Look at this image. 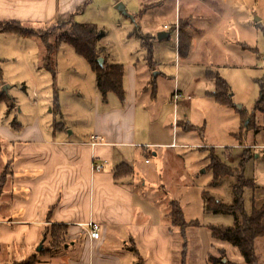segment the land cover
I'll return each mask as SVG.
<instances>
[{"label":"crops","instance_id":"1","mask_svg":"<svg viewBox=\"0 0 264 264\" xmlns=\"http://www.w3.org/2000/svg\"><path fill=\"white\" fill-rule=\"evenodd\" d=\"M91 1L0 0V20L19 21L22 24H54L55 21L70 17L74 19L76 14L84 12ZM116 1L122 3L128 11L126 0ZM137 1L138 30L148 31L155 23L162 0ZM104 3L108 4V1ZM181 3L182 14L189 18L192 27V49L185 59L194 56L198 49L199 35L205 34L215 57V51L221 57L224 48L234 49L232 68L241 72L250 70V74L245 73L244 81L253 82L252 69H260L256 67L257 57L261 54L264 60V55L259 53L258 41L253 39L254 3L236 1L229 8L226 7L228 0H181ZM85 4L80 11L79 8ZM144 5L148 7L143 9ZM130 17L135 19V15ZM165 24H162L163 29L159 32L160 38L170 33L164 27ZM217 45L224 46L217 50ZM243 45L255 48L256 51L246 49ZM102 57L108 64H113L107 61L104 54ZM155 63L146 65L148 69L143 72L135 65L129 70L128 66L122 64L125 99L120 101V107L112 110L117 114H110L111 111L96 113L98 118L85 138H73L74 130L60 136L54 130L52 135H46L37 122L25 126L19 123L0 125V132L7 139H2L4 150L0 147V174L8 168L0 190V264L24 260L39 251L40 243L43 247L46 239L49 240L50 227L58 224L67 227L66 241L57 251L46 254L47 258L44 256L41 264H136L139 257L143 264H178V259L179 264H182L183 247L179 228L172 225L168 216L169 204L173 199L167 200L166 205H160L164 195L159 194V189H166L165 184L153 182L149 179L150 170L140 168V162L138 166L130 160L136 156L132 149L136 146H141L145 155L148 153L146 148H172L177 145L174 138L165 141L164 123L156 127L154 132L151 131L148 137L136 134L137 102L144 95L148 98L152 96L148 90L149 82L154 75L159 74L154 72L152 75ZM228 64H217L214 61L207 67L225 69L224 66ZM261 68H264V61ZM211 72L213 70H208L207 76ZM3 84L2 80L1 86ZM174 91L170 99L175 105L182 100L189 101L179 91L182 98L174 102ZM145 112L149 117L154 116L153 112ZM244 115L238 122L241 124L244 121L245 125L239 126V133L232 134L242 140L238 146L245 147L244 173L256 185L253 191L246 189L249 190L246 200L250 207V198L253 196L255 208H260L264 205V112L252 108L251 112ZM175 124L188 130L184 120L176 119ZM95 141L97 143L92 144ZM232 147L236 148L237 145ZM153 154L157 155V152ZM242 156H239L240 160ZM146 160L144 163H150ZM103 161V168L94 170V164ZM123 163L131 167V174L124 170V175L116 177L115 169ZM248 164H251L249 170ZM53 205L55 207L51 211ZM89 222L99 224L97 239L88 235L86 225ZM261 223L264 226V217ZM202 232L203 237L210 238L202 247V259L207 260L210 250H213V241L210 232ZM189 235L188 232L187 245L191 239ZM177 240L181 243L180 253L177 251ZM218 244H222V248L217 247L218 251L222 249L226 253L225 245ZM187 245L185 258L188 254ZM255 250L259 263L264 264V236L257 239ZM191 256L195 254L192 252ZM232 261L246 264L242 257Z\"/></svg>","mask_w":264,"mask_h":264},{"label":"rangeland","instance_id":"2","mask_svg":"<svg viewBox=\"0 0 264 264\" xmlns=\"http://www.w3.org/2000/svg\"><path fill=\"white\" fill-rule=\"evenodd\" d=\"M104 1L92 0L83 13L74 16V21L95 23L104 30L105 35L99 39L98 47L103 49L108 62L123 64L128 66L129 70L135 65L141 72L146 71L148 69L147 50L142 46L137 34L140 30H138L139 21L136 19L138 1L126 0L129 12L126 9H118L119 2L116 0H107L108 4ZM236 1L242 0H228L226 7L229 8ZM248 1L254 3L253 39L258 41L259 53L264 55V0H244L246 3ZM147 7L148 5H145V8ZM182 11L181 0H162L157 10L155 23L150 30L139 31V34L146 38L145 42L152 43L151 39H153L151 58L154 63L155 61L157 63L152 75L154 72L159 74L154 77L149 74L152 81L149 82L148 90L150 93L154 90L155 97L148 98L149 96L144 95V98L137 102L135 120L136 134L141 133L144 137H148L151 131L154 132L156 127L164 123L165 141L168 142L174 138L177 145L172 148L165 146L146 148L148 153L145 155L142 147L136 146L132 148L136 156L130 160L131 163L136 162L138 166L140 162V168L150 170L149 179L154 180L153 182L165 184L166 189H159V194L164 195V200L160 199V205H166L167 200L175 199L183 210L186 222L190 220L199 222L200 226H190L186 229L191 239L187 245L188 254L185 264H209L208 259H202V247L210 238L203 237L202 231L209 233L208 225H234L235 219L229 214L205 211L202 193L207 191L217 200L227 204H231L234 200L232 192L234 177L228 176L216 183L213 181V156L217 155L232 167L238 166L239 156L244 154L245 147L238 146V142L242 140L237 139L232 132L239 133V126L245 125L244 121L240 124L238 120L245 116V113L251 112L255 99L259 95L260 85L257 80L264 76V68H261L264 60L260 57L261 54L257 57L256 67L260 69L253 68V82L246 83L245 73L250 74V70L241 72L242 70L231 66L235 57L234 49L224 48L221 57L215 51V57L208 46L209 38L200 33H197L200 37L194 56L189 60L185 57L180 58L178 36L182 26L192 40L190 20L182 14ZM133 15L135 19L130 17ZM58 22L29 23L23 26L34 30L41 29L40 32L48 26L53 27L55 35L50 40L53 41L55 36L60 38L62 32L68 28L65 26L58 28ZM163 23H167L165 25L168 26L170 33L164 38H159ZM222 46L224 45H217V50ZM43 55L44 47L38 37H23L12 32H0V63L4 82L0 90L2 91L3 86L6 87L5 91H2L4 98L0 101V125L11 126L19 123L25 126L37 122L46 135H52L54 130L58 136L74 130L73 138L78 139L85 138L91 132L95 119L98 118L96 113L111 111L110 114H117L112 110L121 106L120 100L113 92L108 94L106 100L101 97L96 88L94 72L69 42L61 40L58 44L54 76L43 68ZM214 61L217 64H229L224 66L225 69L214 65V68L207 67ZM208 70H213L229 84L230 94L233 93L230 96L231 107L223 106L214 99L211 93L214 92L215 81L207 76ZM174 89H178L184 97H189V101L182 100L175 105L170 99ZM146 110L153 112L154 116L149 117ZM176 119L186 121L188 130H185L184 126L176 125ZM187 121L193 125V128ZM2 139L7 141L4 134L0 132V147L4 150ZM234 144L237 145L236 148L232 147ZM154 151L157 155L153 154ZM145 158L150 163H144ZM0 159H2L1 154ZM250 168L251 164H248V170ZM7 170L1 172L0 180L2 176L5 179ZM248 191L245 190L244 198L245 207L250 209L246 200ZM177 236L179 237L178 234ZM47 241L39 251L34 253L38 254V264L42 263L44 256L47 258L46 254L51 253L44 251L41 254L42 257L39 255L41 250L48 249ZM218 243L225 245L226 253L222 249L218 251V246L222 248V244ZM177 244V251L180 253V241L177 240ZM57 250L58 248L52 250V253ZM210 251L215 257L225 254L229 260L242 257L237 248L227 241L214 243L213 250ZM192 252L195 254L194 257L191 256ZM179 261L180 259L178 264Z\"/></svg>","mask_w":264,"mask_h":264},{"label":"trees","instance_id":"3","mask_svg":"<svg viewBox=\"0 0 264 264\" xmlns=\"http://www.w3.org/2000/svg\"><path fill=\"white\" fill-rule=\"evenodd\" d=\"M80 7L82 11L84 7ZM145 8V5L143 9ZM60 24V25H58ZM58 28L63 26L68 27L67 30L62 32L61 37H54L53 41H50L52 36L55 35L53 27L47 29L34 30L24 27L19 21H2L0 20V32H12L14 34L30 37L36 36L41 41L44 47V55L42 58V66L49 72L55 75L56 68V51L58 44L61 40L69 42L75 49V51L82 56L89 64L90 68L95 74L96 88L99 91L101 97L106 100L107 95L113 92L120 101L125 99V91L123 87L124 66L122 64L113 63L108 64L105 60L103 65L97 62V58L102 57L103 49L98 47V41L101 39L105 32L100 29L95 23H79L75 22L72 17L59 21ZM54 26V25H53ZM64 27V28H65ZM141 39L142 46L147 50L148 64H153L152 61V44L145 42L143 36L137 33ZM179 45L178 55L180 58H187L191 52L192 40L190 34L186 32L183 26L179 29ZM242 47L256 51L255 48L243 45ZM210 78L215 81V89L212 93L214 99L221 105L231 107V94L230 86L222 77L216 72L208 74ZM3 79V70L0 63V87ZM260 85L259 97L254 103V111L264 112V76L257 80ZM152 96L155 97L154 90L151 91ZM4 98L3 92L0 90V101ZM193 128V126H191ZM246 151V150H245ZM213 172L214 182H218L225 177H234V184L232 186V192L234 200L231 204L222 202L213 197L209 192L204 191L202 193V199L204 204V210L214 214H229L235 219V224L230 226L225 225H208L210 235L213 239L212 247L214 243L227 241L233 244L239 253L242 255L246 264H260L259 257L255 250V243L257 239L264 236V226L261 223L264 217V205L260 208H255L254 197L251 196L250 209L245 207L244 193L246 189L253 191L256 187L252 178H247L244 173V155L242 156L237 167H232L217 155L213 156ZM126 170L128 174H131V167L128 164H120L115 169V176L124 175L122 172ZM3 177V176H2ZM1 177L0 187L4 182V178ZM1 190V189H0ZM55 206L51 207V211ZM168 216L173 226L179 228V234L182 240V264H185V248L187 245V227L200 226L197 220H190L186 222L184 219L183 211L179 203L173 199L169 204ZM48 249L41 250L39 255L44 251H50L60 248L67 235V227L63 224L53 225L48 232ZM38 254H32L30 257L14 261L6 264H38ZM207 259L210 264H240L235 261L226 258L225 254H221L219 257H215L212 252H209ZM224 259V261H223ZM136 264H143L142 259L139 257Z\"/></svg>","mask_w":264,"mask_h":264},{"label":"built area","instance_id":"4","mask_svg":"<svg viewBox=\"0 0 264 264\" xmlns=\"http://www.w3.org/2000/svg\"><path fill=\"white\" fill-rule=\"evenodd\" d=\"M164 27L167 28L168 26L164 25ZM172 97H173V101L177 102L179 99L182 98V95L179 93V91H174ZM91 138H96V137L91 136ZM96 143H97V141L93 142L92 144H96ZM146 162H148V161L146 160ZM104 164H105L104 161L102 163L101 162L100 163H95L94 164V170H96V171L101 170L103 168ZM86 229H87V232H88V235H89L90 238L97 239L99 237V229L100 228H99V224L98 223L89 222L86 225Z\"/></svg>","mask_w":264,"mask_h":264},{"label":"water","instance_id":"5","mask_svg":"<svg viewBox=\"0 0 264 264\" xmlns=\"http://www.w3.org/2000/svg\"><path fill=\"white\" fill-rule=\"evenodd\" d=\"M117 8L118 9H124V7H123V4L122 3H119L118 5H117ZM160 36H161V34H159V38H160ZM97 62L100 64V65H103V63H104V58L103 57H99V58H97ZM5 86H3L2 87V91H5ZM41 246H42V243H40V245H39V249L41 248Z\"/></svg>","mask_w":264,"mask_h":264}]
</instances>
